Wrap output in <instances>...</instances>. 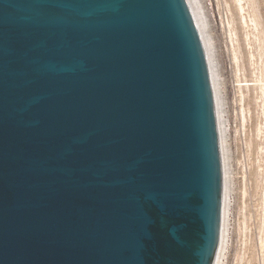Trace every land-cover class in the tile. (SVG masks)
Instances as JSON below:
<instances>
[{"label":"water","instance_id":"water-1","mask_svg":"<svg viewBox=\"0 0 264 264\" xmlns=\"http://www.w3.org/2000/svg\"><path fill=\"white\" fill-rule=\"evenodd\" d=\"M224 227L193 0H0V264H222Z\"/></svg>","mask_w":264,"mask_h":264},{"label":"rangeland","instance_id":"rangeland-1","mask_svg":"<svg viewBox=\"0 0 264 264\" xmlns=\"http://www.w3.org/2000/svg\"><path fill=\"white\" fill-rule=\"evenodd\" d=\"M193 1L212 49L224 127L222 264H264V81H256L264 79V0Z\"/></svg>","mask_w":264,"mask_h":264},{"label":"bare ground","instance_id":"bare-ground-1","mask_svg":"<svg viewBox=\"0 0 264 264\" xmlns=\"http://www.w3.org/2000/svg\"><path fill=\"white\" fill-rule=\"evenodd\" d=\"M194 2V1H193ZM198 6V5H197ZM195 7H196V5H195ZM241 8V7H240ZM197 10H199V9H197ZM196 10V11H197ZM199 12H200V10H199ZM197 14H198V11H197ZM198 17H199V20H200V23H201V26H202V29H203V31H204V25H203V21L201 20L202 18H200V16H199V14H198ZM203 22V23H202ZM207 27V26H206ZM206 30V29H205ZM204 34H205V31H204ZM205 35H207V34H205ZM231 36V35H230ZM206 37V36H205ZM230 38V37H229ZM207 40V39H206ZM209 40V39H208ZM207 40V41H208ZM209 46V45H208ZM212 50V49H211ZM210 50V51H211ZM235 53V52H234ZM211 54H212V52H211ZM263 56H264V54H263ZM259 57H260V55H259ZM261 57H262V54H261ZM236 61V60H235ZM213 63V62H212ZM213 68H214V65H213ZM216 69V68H215ZM263 77H261V79H257L256 81H264V79H262ZM260 85H261V83H260ZM264 85V84H263ZM262 85V86H263ZM262 86H261V88H262ZM263 90V89H262ZM219 92V91H218ZM219 104H220V102H219ZM225 163H226V161H225ZM226 166H225V218H226V209H227V205H226V188H227V186H226ZM226 227H224V240H225V238L227 237V235H226ZM227 234H228V232H227ZM224 240H223V248H224Z\"/></svg>","mask_w":264,"mask_h":264}]
</instances>
